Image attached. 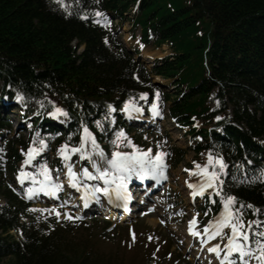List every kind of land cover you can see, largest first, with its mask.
<instances>
[{"label": "trees", "instance_id": "16d2710c", "mask_svg": "<svg viewBox=\"0 0 264 264\" xmlns=\"http://www.w3.org/2000/svg\"><path fill=\"white\" fill-rule=\"evenodd\" d=\"M168 1L63 0L61 7L57 0H0V96L37 101L43 117L63 109L69 130L46 135L49 144L75 146L87 128L106 151L121 131L130 134L118 109L157 102L189 127L196 155L223 161L212 212L232 196L244 223L264 220V149L257 143L264 138V0ZM114 20L130 23V40L139 28L138 44L129 46L135 51L168 44L172 55L147 71L120 42ZM152 75L171 82L175 93H165ZM3 127L0 121V135ZM27 145L20 139L0 145V196L6 200L0 205V262L104 264L92 240L76 244L67 221L21 223L28 205L5 175L16 173L18 149ZM18 230L15 239L10 233Z\"/></svg>", "mask_w": 264, "mask_h": 264}, {"label": "rangeland", "instance_id": "374dc122", "mask_svg": "<svg viewBox=\"0 0 264 264\" xmlns=\"http://www.w3.org/2000/svg\"><path fill=\"white\" fill-rule=\"evenodd\" d=\"M165 4L170 6L171 3L165 0ZM129 17V14L127 15ZM116 32H118L120 40L124 45H127L130 23L128 21L120 23L117 20L114 22ZM139 28L135 30L134 40L131 43H137L140 37ZM142 50L136 55L135 51L131 54L137 59L141 56L140 61L150 67L151 63L156 65L161 63V60L172 54V50L168 44H163L160 47L148 48L143 46ZM158 62V63H157ZM149 69V68H148ZM162 89L169 95H173L174 90L171 83L167 80H160ZM1 86V82H0ZM23 101V100H22ZM24 105L21 110H11L10 114L14 115L10 120L12 128L11 133H4V140H23L28 138V133L34 129V118L38 116L37 111L39 105L34 101H23ZM209 106L213 105L212 97L207 100ZM27 108V119L25 118L24 127L20 130L17 128V118L19 113H23ZM14 109V108H13ZM148 112L150 115L154 114L151 108ZM158 114L157 122L152 124V127L144 125L140 129L133 131L130 136H121L119 141V150L131 154L135 151L151 150L150 155L153 156L156 152L166 153L163 157V171L167 174L165 179V186L158 191L153 198L154 201L149 202V206L154 210L153 214L147 216L141 214L131 215L125 220H107L102 215L90 216L85 219L78 218L77 204L72 198L66 200L67 192L65 183L69 176V168L74 173H77L82 181H88L89 178L84 176L83 171L87 169L92 176L97 177L94 172L112 171L111 166L108 165L107 160L111 159V155L100 148L96 143L94 147L90 139L86 140V151L72 152L68 147L64 149L67 153V159L61 155V148L55 150L53 146L50 148L44 147L46 158L43 163L38 166V170L29 172V180L26 185L21 182L20 170L23 165H19V173L7 172L5 181L13 193L18 192V196L23 201L28 202V209L26 217L21 221L23 225L38 224L40 220L45 217L57 216L58 221H67L66 232L70 234L71 238L80 244L84 239L92 240L95 245L93 251L100 257V262L107 264H215L216 261L212 258L204 257L208 255L210 248H215L220 253L219 259L224 261H238L237 264H242L241 258L247 261V264H264V224L259 220H255L252 224L253 231L250 233L248 228L242 229L243 223L239 227V231L247 234V239L237 237V241L243 246L242 252H229L227 247L229 237L232 236L230 227H225L221 230L219 235H212L213 227L209 226V222H215L220 219V215L211 220H205L204 216L200 214L203 207L202 199L194 202L187 200L185 183L204 184L202 174H197L199 169H196V164L204 166L209 163V156L199 155L191 150L190 138L187 133L188 127H180L170 119L167 110H156ZM119 114L123 117L126 123L134 125V121L141 114L134 108L129 106L128 109H121ZM58 116V115H56ZM21 120V118H19ZM145 119V118H144ZM7 120V118H6ZM141 121V120H140ZM145 121V120H143ZM199 139V138H198ZM131 141V145L129 144ZM260 145L264 147V138ZM78 154V159L72 157ZM24 155V153H23ZM24 159V157H23ZM69 167L66 169V165ZM47 167L49 176L53 179V185H63L60 188L59 202H48L43 200L40 196L43 191H39L41 187L42 175L44 167ZM217 167V165H216ZM155 170V169H153ZM150 170V174L152 171ZM192 174H190V171ZM209 171H212V166L209 165ZM136 171L129 173L135 175ZM217 181L214 187H206L204 190L207 194L217 191ZM207 189V190H206ZM6 200L0 196V204H5ZM145 208V209H146ZM146 211V210H145ZM144 216V217H143ZM234 220L238 219L234 216ZM189 218H194L196 223L195 235L185 236L184 231ZM239 220V219H238ZM240 221V220H239ZM73 224V225H72ZM208 226L209 231L205 232V227ZM244 226V225H243ZM11 235L15 239H19L21 231L13 232ZM196 236V237H194ZM198 237L200 239L198 240ZM199 242H193V241ZM80 250V247H76ZM69 253H71L68 250ZM229 252L227 258L224 253ZM217 254H215L216 259ZM218 260V259H216ZM211 261V262H210ZM10 258L3 259L0 264H9ZM244 262L243 264H245Z\"/></svg>", "mask_w": 264, "mask_h": 264}, {"label": "snow or ice", "instance_id": "6c2138e0", "mask_svg": "<svg viewBox=\"0 0 264 264\" xmlns=\"http://www.w3.org/2000/svg\"><path fill=\"white\" fill-rule=\"evenodd\" d=\"M57 3L60 4L61 7H64V3L63 0H57ZM97 16H101L103 15L100 12L96 13ZM158 95V94H157ZM17 99H19V96L17 97ZM134 108V106H132ZM109 108H111V106H109ZM129 105L126 103L125 104V109H128ZM152 108L154 110V114H158V112L155 111L156 109V105L153 104ZM136 111H139V109H135ZM66 115V113L63 111V109L60 108H55L53 112H50L49 115L50 116H56V115ZM217 119H220V117H217ZM121 136H123V132L120 133ZM90 139L92 145L95 147L96 146V142L95 139L92 138L91 133L88 131L87 128L84 129V135H82L81 137V145L84 144L85 139ZM129 144L131 145V141H129ZM40 148H34L31 145L28 148V151L26 153L27 158L24 160V164H28L31 162V159L34 155L38 154L40 151L44 150L45 147V142L43 140L40 141ZM134 151L131 154L128 153H120V152H113L112 153V158L107 160L108 165L111 166L112 170L117 173L116 176H112L108 169H105L104 171H99V175L95 178L97 179H101L104 181L105 185H109L110 181L115 182L117 184V187L115 189H113L112 191H114L117 195L118 198L121 199H126L128 198L126 196V193L124 192L125 190V184H124V180L126 179V177L124 175H122L123 173H131L133 171H136L137 174L139 175V173L143 172L145 175L150 174V170L153 169H160L161 170V175H163L162 172V168H163V157L166 155V153H162V152H156L155 156H151L150 152L151 150H147V151H141V152H137L135 151V145H132ZM68 146L67 145H62L61 146V155L64 156L65 159H67V153L65 151H63L64 149H67ZM72 152H77L80 151L79 148H72L71 149ZM195 164L196 169H199V172L197 174H202L203 178H205V183L201 184L199 186L197 185H189L190 188H199V193L200 195H203L204 189L206 187H214L216 184V181L218 180V173L216 170V165H219V171L222 172L225 165L223 163V161L219 158H214L211 156V154H209V163L205 164L204 166H201L199 164H196V162H193ZM209 165L212 166V171H209ZM190 171V170H189ZM69 176L73 179L69 180V183L75 187V181L74 178L76 176V174L72 171L71 168H69ZM84 176H86L89 179H92L93 176L91 173H89L87 171V169H85L83 171ZM190 174L191 171H190ZM41 175L44 177V180L41 181V187L39 188V191H43L45 186H48L45 184V182H48L51 180V177L48 174V169L45 166L43 169V172L41 173ZM28 176L26 173H21V176L18 177V179H21V182L23 179H27ZM53 189V193L54 191L59 187L58 185H50ZM95 191H100L105 193L106 195H110L109 193V188L103 187V188H96ZM193 194H197V193H193ZM111 202V201H110ZM235 202V198L232 196H228L226 199L223 200V205H224V211L220 214V219L216 220L215 222H211L212 226H213V232L212 235H219L221 230L225 227H230L231 232H232V236L229 237V243L227 245V247L229 248V252H242L243 251V246L240 245L237 241V237H243L244 239H247V234L243 233L241 231H239V227L241 225V221H239L238 219L234 220L233 217V211L231 210V205ZM249 207H251V205H249ZM194 223V220L190 222V225ZM189 231H192V228L190 226ZM209 228L208 226L205 227V232H208ZM196 233L193 232V235H195ZM209 251H216L215 248H210ZM229 252H225V258L228 257ZM219 254V253H217ZM261 259H264V257H261Z\"/></svg>", "mask_w": 264, "mask_h": 264}, {"label": "bare ground", "instance_id": "6f19581e", "mask_svg": "<svg viewBox=\"0 0 264 264\" xmlns=\"http://www.w3.org/2000/svg\"><path fill=\"white\" fill-rule=\"evenodd\" d=\"M156 80H158V81H160L161 79L160 78H157ZM140 120H145V121H148V119H144V118H142V119H140ZM142 173V172H141ZM70 179H72L71 177H68V180H70ZM98 182H99V180H98ZM98 182H96V178L93 176V178L92 179H88V181H84L83 183L84 184H86L85 186H84V188L85 189H88V190H90V187L92 188V187H95V184L94 183H98ZM102 182H103V180H102ZM43 195L44 196H47L49 199L50 198H54L55 197V195H56V190L54 191V193H53V189L51 188V189H48V191L47 190H45L44 192H43ZM186 195H188V193H186ZM89 212V211H88ZM91 213V212H90ZM184 234H185V231H184ZM186 236V235H185ZM194 237H196V236H194ZM193 242H196V241H193ZM214 254H216V251H215V253ZM204 257H207V256H203V258ZM213 261V260H212ZM217 262H219V260H216ZM211 262V261H210ZM208 264H211V263H208Z\"/></svg>", "mask_w": 264, "mask_h": 264}]
</instances>
